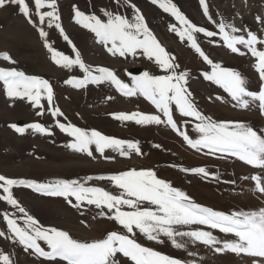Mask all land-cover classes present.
<instances>
[{"label":"snow or ice","instance_id":"6c2138e0","mask_svg":"<svg viewBox=\"0 0 264 264\" xmlns=\"http://www.w3.org/2000/svg\"><path fill=\"white\" fill-rule=\"evenodd\" d=\"M150 2L173 18L174 23L168 25V30L181 42L186 41L195 54L210 66V70L202 72V79L217 86L226 96L218 94L210 96L209 100L230 103L233 109L244 111L255 105L258 116L264 119V34L246 26L237 27L223 18L215 19L208 0H198V3L203 16L215 26V30L195 24L174 0ZM8 5L17 6L26 22L37 31L53 64L64 70H79L81 75L70 74L63 81L65 85L86 89L89 85L102 87L107 84L124 97L142 96L150 102L154 112L114 111L109 115L116 121L134 122L139 126L163 125L197 153L221 160L234 158L252 169H258L242 179L250 181L254 193L264 199V127H254L244 120L214 118L200 110L190 90L189 71L181 69L175 55L161 44L133 0H111L110 7L105 5L98 9L99 14L97 11L81 10L76 4L72 6L74 23L92 33L96 43L102 45L109 55L125 59L142 55L153 61L161 73L144 70L136 75L125 68L128 82L121 79L114 69L89 65L84 61L62 25L58 0H0V9ZM121 9H131V16ZM255 20L261 25V33H264V16L257 15ZM46 27L58 30L73 55L53 46ZM197 34L208 38L219 37L222 46L231 53L250 55L258 77L257 87L250 88L248 79L240 71L210 58L197 42ZM213 43L217 41L214 39ZM241 46L246 51H242ZM0 58L10 65L17 63L7 52L0 53ZM0 85L10 100L26 101L36 109L37 117L46 113L50 115L55 126L69 138L64 147L73 152L92 158H95V152L112 161L117 157L106 156L108 150L125 159L146 155L139 140L117 138L69 121L61 108L54 104V87L47 78L27 74L17 67L0 66ZM105 99L112 101L113 97L106 95ZM176 113L186 118L183 125L175 118ZM58 118H63V122ZM9 127L21 135L28 130L46 136L54 135L52 129L40 121L23 126L14 123ZM189 127L195 137L190 135ZM152 147L162 149L159 143H153ZM169 166L186 175L220 180L215 171L205 166ZM92 181H107L115 191L91 184ZM225 183L235 184L236 181ZM17 187L31 189L44 197L62 198L81 217L86 211L95 209L93 219H105L116 227L105 229L99 238L80 239L68 230L46 226L30 214L15 196L14 189ZM0 202L11 209L0 211V220L5 226L0 229V238L49 264H202V258L195 251L198 246L217 256L231 253L237 257L253 258L250 264H264V206L227 212L216 210L196 202L172 181L161 178L152 167H128L114 173L45 182L0 174ZM79 223L88 226L85 219ZM213 230L234 238L221 239ZM138 236L155 244L168 243L177 250H183L188 258L165 254L146 246L139 242ZM189 244L193 250H189ZM0 264H13L11 255L3 250H0Z\"/></svg>","mask_w":264,"mask_h":264},{"label":"rangeland","instance_id":"374dc122","mask_svg":"<svg viewBox=\"0 0 264 264\" xmlns=\"http://www.w3.org/2000/svg\"><path fill=\"white\" fill-rule=\"evenodd\" d=\"M133 2L143 12L149 27L161 44L175 55L181 69L189 71L190 90L200 110L214 118L244 120L252 123L254 127H264V119L258 116L255 105L250 110L244 111L233 109L230 103L222 104L209 100L210 96L215 97L218 94L226 96V94L217 86L202 79V72L210 70V66L195 54L186 41L181 42L174 33L168 30V25L174 23L173 18L156 5L151 4L150 0H133ZM174 2L195 24L215 30V26L203 16L198 0H174ZM208 2L215 19L223 18L237 27L246 26L258 34H264L261 33V25L255 20L257 15L264 16V0H208ZM74 4L78 5L81 10L97 11L99 14L98 9L105 5L110 7L111 0H58L65 32L76 45L86 63L114 69L126 82L129 78L125 75V68L136 75L144 70L153 74H161L157 65L142 55L135 58L129 56L127 59L109 55L102 45L96 43L92 33L74 23L72 20ZM121 11H126L131 16V9H121ZM45 30L49 32V40L54 42V47L73 55L71 47L62 39L58 30L47 27ZM214 39L217 41L216 44L213 43ZM197 42L215 62L240 71L248 79L250 88L257 87L258 77L250 55L231 53L222 46L219 37L208 38L197 34ZM241 50L246 51L242 46ZM3 52L9 53L17 63L10 65L0 58V66L17 67L27 74L40 75L50 80L55 92L54 104L61 108L69 121L82 128H94L103 134L117 138L139 140L146 155L143 157L133 155L131 159H125L108 150L105 153L106 156L117 157L112 161L104 159L95 152V158L88 157L84 153L73 152L64 147L69 138L55 126L50 115L46 113L42 117H37L36 109H33L26 101L10 100L0 85V174L10 178L35 179L45 182L114 173L128 167H152L157 170L161 178L172 181L174 186L182 188L196 202L216 210L227 212L233 209L247 210L264 206V199L258 198V194L254 193L251 182L242 179L245 175L259 171L258 169H252L234 158L221 160L197 153L190 149L182 138L163 125L139 126L134 122L116 121L109 115L114 111L154 112L153 106L142 96L124 97L107 84L102 87L89 85L86 89H74L65 85L63 81L70 74L81 75V73L77 69L71 71L61 69L51 62L37 31L26 22L15 5L0 9V53ZM106 95H111L113 100L105 99ZM42 103L46 104V101ZM175 118L181 125L186 119L180 117L178 113L175 114ZM58 119L63 122V118ZM36 121L49 126L54 135L46 136L31 130L21 135L9 127L14 123L23 126ZM192 126L194 127V122ZM187 130L195 137L191 127ZM153 143L161 144L162 149H154ZM172 164L184 167L205 166L215 171L220 180L186 175L169 166ZM229 180H235L236 183H225ZM90 183L115 191L107 181ZM14 194L28 212L42 224L68 230L76 238H99L105 229L116 227L105 219L99 217L93 219L96 216L97 210L95 209L86 211L84 217H81L62 198L44 197L24 187L15 188ZM3 210L11 211L5 203L0 202V211ZM81 219L86 220L87 227L79 223ZM4 227L0 220V229ZM205 230L209 229L205 228ZM213 231L221 239L234 238L231 235L226 236ZM137 238L139 242L154 247L162 253L188 258L183 250H177L168 243L155 244L146 241L143 237L138 236ZM188 248L193 250L191 244ZM0 250L11 255L13 264H49L40 257L24 253L18 245L14 246L2 238H0ZM195 251L202 258V264H250L253 259L237 257L231 253L217 256L203 246L196 247Z\"/></svg>","mask_w":264,"mask_h":264}]
</instances>
